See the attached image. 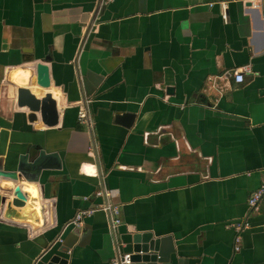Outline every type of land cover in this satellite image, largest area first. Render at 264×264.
Wrapping results in <instances>:
<instances>
[{
	"label": "crops",
	"instance_id": "0c3cea01",
	"mask_svg": "<svg viewBox=\"0 0 264 264\" xmlns=\"http://www.w3.org/2000/svg\"><path fill=\"white\" fill-rule=\"evenodd\" d=\"M96 3L0 0V171L55 154L33 182L44 224L0 215V264H34L44 244L109 264L114 237L129 251L137 232L170 236V264H264V195L248 204L264 179V0H107L93 18ZM41 60L52 127L16 103ZM97 189L120 207L116 234L103 211L69 224L105 201Z\"/></svg>",
	"mask_w": 264,
	"mask_h": 264
},
{
	"label": "water",
	"instance_id": "95a60500",
	"mask_svg": "<svg viewBox=\"0 0 264 264\" xmlns=\"http://www.w3.org/2000/svg\"><path fill=\"white\" fill-rule=\"evenodd\" d=\"M100 0H97L93 18L101 10L98 9ZM92 18V20H93ZM92 22V21H91ZM93 24V22H92ZM27 86L16 88V103L19 107L28 110L27 119L33 122L40 117L45 126L52 127L58 123L59 111L56 99L50 91V76L48 66L44 61H39L29 65L27 71ZM35 76L34 84L44 91L42 95H36L31 87V76ZM172 89L169 87L168 91ZM205 102V101H204ZM132 118V117H131ZM55 156L54 153H46L41 148H37V155L27 162L26 156L19 158L17 165L11 171H0V177L8 178L12 183L0 194V215L3 218L29 225L33 230L40 228L45 222L43 208L44 205L39 199L37 187L33 184L38 179L42 166L41 158ZM172 242L170 236L154 237L151 232L134 233L131 240V264H170V254L173 247H166ZM44 252L39 256L34 264H67L68 260L58 254L51 252V247L43 245ZM122 248V247H121ZM120 248V249H121ZM122 250V249H121Z\"/></svg>",
	"mask_w": 264,
	"mask_h": 264
},
{
	"label": "built area",
	"instance_id": "2783aa9c",
	"mask_svg": "<svg viewBox=\"0 0 264 264\" xmlns=\"http://www.w3.org/2000/svg\"><path fill=\"white\" fill-rule=\"evenodd\" d=\"M107 0H100L98 9L100 10L101 6ZM248 66H243L232 71V76L235 82L240 83L244 80V72L248 71ZM78 121L80 123H85L87 119L86 108L83 105L78 107ZM96 197H104L105 201L91 208L79 209L76 211L74 217L71 219L69 224H72L74 227H80L84 218L89 217L96 211H103L106 214L108 226L110 231L116 234L118 226L121 224L120 218V207L115 202L111 201L112 192L104 189H97L94 192ZM264 195V179L260 187L254 191L248 199L249 206L253 209H257V203ZM109 199V200H107ZM241 226L237 225L236 230L239 231ZM239 236L236 237V241L239 240ZM115 243L117 244V251L114 256L111 258L109 264H131V252L121 250L123 243L115 238Z\"/></svg>",
	"mask_w": 264,
	"mask_h": 264
},
{
	"label": "flooded vegetation",
	"instance_id": "af4514ba",
	"mask_svg": "<svg viewBox=\"0 0 264 264\" xmlns=\"http://www.w3.org/2000/svg\"><path fill=\"white\" fill-rule=\"evenodd\" d=\"M86 114H87V112H86Z\"/></svg>",
	"mask_w": 264,
	"mask_h": 264
}]
</instances>
